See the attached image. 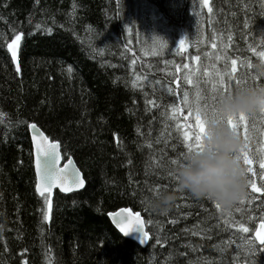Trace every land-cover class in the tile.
<instances>
[{
	"label": "trees",
	"instance_id": "1",
	"mask_svg": "<svg viewBox=\"0 0 264 264\" xmlns=\"http://www.w3.org/2000/svg\"><path fill=\"white\" fill-rule=\"evenodd\" d=\"M195 3L0 0V112L6 114L0 123V264H248L232 247L235 227L224 222L239 224L231 212L248 202L217 209L214 201L180 192L169 176L178 168L171 161L183 163L187 149L176 121L163 129L166 105L178 101L162 87L172 84L168 60L178 68L182 61L164 56L159 46L148 55L142 44L155 26L173 42H187ZM210 5L213 11L201 6L199 16L205 45L225 43L228 60L236 59L253 85L261 59L251 49L264 51V0ZM141 7L159 19L145 33L137 17ZM16 34H23L20 73L7 49ZM217 50L221 59L223 50ZM255 82L264 84V77ZM31 123L60 141L64 163L71 158L86 184L78 193L55 192L50 220L35 190ZM157 185L168 186L159 192L176 194L167 212L147 205ZM120 209L142 215L150 235L146 248L112 226L108 215Z\"/></svg>",
	"mask_w": 264,
	"mask_h": 264
},
{
	"label": "snow or ice",
	"instance_id": "2",
	"mask_svg": "<svg viewBox=\"0 0 264 264\" xmlns=\"http://www.w3.org/2000/svg\"><path fill=\"white\" fill-rule=\"evenodd\" d=\"M202 7L207 8L208 12L211 13L213 11L210 0H202ZM39 27V26H37ZM50 33L51 29H47ZM128 31H131L129 28ZM23 34H16L14 39L10 43H7V49L11 54V59L15 63V70L17 73L21 72V64L18 60L19 52H20V41L22 39ZM231 40V36L229 37ZM152 42L154 45H159L160 47L167 46V40L154 36L152 38ZM178 46L181 50H185V37L181 38L178 42ZM213 48L216 47L215 44L212 45ZM252 52L264 61V51L257 52L256 49H251ZM194 60H199V56L192 57ZM217 59H220L217 56ZM231 71L227 73H217L215 80L211 81V90L213 93H219L220 98L229 93V88L231 85V81L235 80L237 86L241 84V80L236 79L233 75L236 72L237 60H231ZM250 62H247V67H251ZM185 68L188 65H184ZM71 71V69H69ZM207 75V73H205ZM260 77L253 78V85L256 87L264 86V84L256 83ZM139 79V77H137ZM185 81L188 84H192V80L188 77H185ZM246 83V81H244ZM135 86V81L133 82ZM169 92H172V89H168ZM176 93L173 92V95ZM212 99H216V96H213ZM201 96L199 89L196 92V103L195 106L189 100V94L187 91L183 93L181 103L187 107L189 114L194 115V131L192 132L191 137H189L188 133H184L183 144L187 149L186 152L181 153V156L184 158L186 154L192 152H198L203 148V141L207 134V122H208V114L206 112L207 105L201 106L200 103ZM220 102V99L219 101ZM147 103L155 106L154 102L149 100ZM178 111L175 105L172 106V113L175 114ZM6 114L0 112V123H4V117ZM257 116L260 117L261 121H264V108L259 109L256 113H245L240 112L235 116H229L227 118V124L230 128H232L236 134L240 137L241 131H243V139L245 144L241 147L240 151L237 153V159L240 160L245 168L246 176H247V188L251 190L252 193H262L264 194V187H258L257 183L253 179L257 176V172L253 168V164L255 159H259V169L262 173L261 179H264V151L260 152L257 157H253L248 149V140H249V125L251 123V127L255 128V120ZM213 118L223 117L218 116L217 109L212 110ZM27 123V122H20ZM33 131L32 142L35 146V173H36V184L35 190L36 192L44 198V203L46 205V212L44 213V219L50 220L51 213L53 210V199L52 193L53 189H59L60 192H72L74 189L83 188L85 186V179L82 177L81 172L78 168L74 166V163L71 158H67V162L60 166V161L62 159L61 155V143L56 139H49V136L45 135L44 132L39 131L37 129V125L35 123H31L27 125ZM148 147H151V144H148ZM173 164H177L178 167L181 166L182 163H179L177 160L171 161ZM169 176L174 177L177 181L175 173L170 172ZM160 187H163L165 191L168 190L167 185H157L156 193L159 192ZM176 189H173L175 191ZM249 197L246 194L243 198H241L238 203L244 204L248 202ZM215 207L220 209L221 206L219 203L215 202ZM239 211V209H237ZM113 221L116 223L119 231L127 236L130 232L139 230L142 232L141 243H146L149 241V232L145 230V220L142 219L141 214L139 212H133L129 209H123L121 212L112 214ZM225 224L231 227H237L240 231L244 233L249 232V228L246 227L243 223L232 224L230 219H225ZM151 223V221H148ZM194 235L196 233H193ZM261 246V250H264V222H261L259 228L255 231V239L250 240L249 244V252L255 254L256 251V243ZM157 243L159 241L157 240ZM26 251V250H25ZM23 264H27V261H24Z\"/></svg>",
	"mask_w": 264,
	"mask_h": 264
},
{
	"label": "rangeland",
	"instance_id": "3",
	"mask_svg": "<svg viewBox=\"0 0 264 264\" xmlns=\"http://www.w3.org/2000/svg\"><path fill=\"white\" fill-rule=\"evenodd\" d=\"M195 10L196 14H194V18L191 19L190 24L187 25L190 37L187 42H185V50H181V48L178 46V42H173L169 39V36L167 35L165 29L160 26H155V29L151 30L150 36L146 37V35L143 37V46L146 48V52L148 55H154L157 48H160L161 54L168 57L169 55H176L182 62L179 63V68L176 65L175 61L172 59L168 60V63L171 61L173 64H171V71L170 76L172 80V84L170 85H163L162 91L168 92L173 94L175 92L176 94L174 97L178 101L177 109L178 111L173 114L172 113V106L173 104L166 105V116L164 117L165 121L163 122V129H170L169 128V122H175V125L178 126L177 128L181 132V138L176 136L177 138L184 139V133L187 132L189 137H191L192 132L194 129V115H190L189 111L186 112V116H184V105L181 103L183 93L185 91L189 94V100L195 106L196 103V92L197 89H199L200 96H201V106L207 105L206 112L208 114V118L212 117V110L215 108L217 109L219 104V93H213L211 90V81L215 80L216 74L221 73L219 72L220 69H222V62L220 60L224 59V67L223 69H226L227 71H231V60L229 57V62L227 63L226 58L217 59L216 55L218 54L217 49H224L223 44L225 43H219L216 45L213 49H208V47L204 43V39L201 35V26L199 22V16L201 14V6H202V0H195ZM138 21L142 22V27H139V29H143V32L145 33V29L150 26L149 23H158L159 19L155 15L154 11L149 7H141L140 11H137ZM154 36L161 37L165 40H167V46L166 47H160L159 45H154L152 42V38ZM150 46L152 48H150ZM156 46H159L156 48ZM217 48V49H216ZM200 49H203L201 54L199 55V60H194L192 57L198 56L194 55V51L197 53ZM225 52H228L227 48L224 49ZM229 54V53H228ZM230 55V54H229ZM235 55V54H234ZM169 58V57H168ZM236 60V59H235ZM188 65L187 68L184 67V65ZM238 71V62L236 65V72ZM207 73V75H205ZM185 77H188L192 80V84H188L185 81ZM245 81V79H244ZM246 81L244 84H249ZM171 88L172 92H169L168 89ZM213 96H216V99H212ZM181 105V106H180ZM165 113V112H164ZM183 120V122H181ZM169 121V122H168ZM251 123L249 125V140H248V149L253 157H257L260 152L264 151V121L260 120V117L257 116L255 120V128L251 127ZM171 126V124H170ZM176 128V129H177ZM173 136V137H175ZM242 146L245 144V141L243 139V131H241L240 135ZM254 170L257 172V176L253 179L257 183L258 187H264V179H261V171L259 169V159H255L253 164ZM247 195L249 197L248 204L239 211L237 209H234L232 213V217L239 220V223H243L246 227L249 228L248 233H244L240 231L237 227H235V233L233 234L232 239L233 242L232 247H235V250L239 257H242L248 264H263V260L259 259L258 250L259 247L256 244V251L255 254L249 252V244L248 242L250 240H254V233L256 231L257 224L259 222V218L264 219V194L262 193H252L249 188H247ZM238 203V202H237ZM247 203V202H246ZM245 204V203H244ZM251 204H253L251 208ZM243 205V204H242ZM258 218L255 221L253 218ZM250 221H252V225H250ZM255 225V226H254ZM220 226L222 228V223H220ZM227 235L229 236V233L227 232ZM227 243H230V240L227 241ZM231 247V245H230Z\"/></svg>",
	"mask_w": 264,
	"mask_h": 264
},
{
	"label": "clouds",
	"instance_id": "4",
	"mask_svg": "<svg viewBox=\"0 0 264 264\" xmlns=\"http://www.w3.org/2000/svg\"><path fill=\"white\" fill-rule=\"evenodd\" d=\"M255 73L264 77V61L257 63ZM264 108V86H237L223 95L217 107L220 118H208L203 148L185 155L176 169L177 188L198 199H208L229 210L247 194V176L237 153L241 139L227 124L229 116L240 112L256 113ZM176 199L175 192H158L147 205L158 212H167Z\"/></svg>",
	"mask_w": 264,
	"mask_h": 264
},
{
	"label": "water",
	"instance_id": "5",
	"mask_svg": "<svg viewBox=\"0 0 264 264\" xmlns=\"http://www.w3.org/2000/svg\"><path fill=\"white\" fill-rule=\"evenodd\" d=\"M37 129H38L39 131H41L38 127H37ZM29 134H30V139H31V143H32L33 158H34V170H35V146H34V144H33V142H32L33 131H32V129H30V128H29ZM61 155H62V153H61ZM72 161H73V160H72ZM63 162H64V161H63V157H62V159H61V161H60V166H61V167H63V165L65 164V163L63 164ZM73 163H74V161H73ZM74 166L77 168V166H76L75 163H74ZM35 175H36V173H35ZM81 175H82V173H81ZM82 177H83V175H82ZM85 186H86V184H85ZM85 186H84L83 188L74 189L72 192H64V193L60 192L59 189H53L52 196L54 195L55 192H59V193H61L62 195H70V194H73V193H78V192L83 191V190L85 189ZM37 194H38V193H37ZM38 196L41 197L39 194H38ZM41 198H43V197H41ZM121 210H123V209H120V210H118V211H116V212H114V213L121 212ZM112 214H113V213H111V214L108 215V219L110 220L112 226L116 229V231H117L121 236H123L125 239H128V240H130V241L135 242L136 244H138V245H139L140 247H142V248H146V247H147L149 241H147L146 243H143V244L141 243V238H142V232H141V231L136 230V231L130 232L127 236L123 235V234L119 231V228L117 227L116 223L113 221ZM141 217H142V215H141ZM142 219H143V217H142ZM260 224H261V223H260ZM260 224L258 225V228H259ZM258 228H257V229H258ZM257 229H256V230H257ZM145 230L147 231L146 226H145ZM149 237H150V235H149ZM254 238H255V233H254ZM149 240H150V239H149ZM257 244H258V242H257ZM258 245H259V244H258ZM259 246H260V245H259ZM263 254H264V252H263ZM263 264H264V260H263Z\"/></svg>",
	"mask_w": 264,
	"mask_h": 264
},
{
	"label": "flooded vegetation",
	"instance_id": "6",
	"mask_svg": "<svg viewBox=\"0 0 264 264\" xmlns=\"http://www.w3.org/2000/svg\"><path fill=\"white\" fill-rule=\"evenodd\" d=\"M226 47H224V49H225ZM224 49H221V50H223L222 51V54H221V56H222V58H226L227 59V63L229 62V60H228V53L229 52H225L224 51ZM228 50V49H227ZM221 62H222V69H220L219 70V72H221V73H227V72H229V71H227L226 69H223V67H224V59H222V60H220ZM234 76H235V78L236 79H239V80H241L242 82H241V84L240 85H244V70H243V67L241 66V67H239V70L237 71V74L235 75V74H233ZM237 75H238V78H237ZM237 87V85H236V83H235V80H233L232 81V84L230 85V88H229V91H232V90H234L235 88ZM227 94V93H226Z\"/></svg>",
	"mask_w": 264,
	"mask_h": 264
},
{
	"label": "bare ground",
	"instance_id": "7",
	"mask_svg": "<svg viewBox=\"0 0 264 264\" xmlns=\"http://www.w3.org/2000/svg\"><path fill=\"white\" fill-rule=\"evenodd\" d=\"M111 214V213H110ZM263 252H264V250H261V247H259V253L261 254V258H263V260H264V254H263ZM259 254V255H260Z\"/></svg>",
	"mask_w": 264,
	"mask_h": 264
}]
</instances>
